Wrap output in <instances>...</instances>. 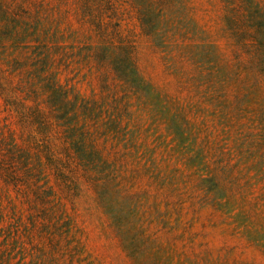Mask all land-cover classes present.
I'll return each instance as SVG.
<instances>
[{
    "label": "rangeland",
    "instance_id": "1",
    "mask_svg": "<svg viewBox=\"0 0 264 264\" xmlns=\"http://www.w3.org/2000/svg\"><path fill=\"white\" fill-rule=\"evenodd\" d=\"M109 1L118 20L100 40L98 0H12L59 29L54 65L86 100L84 149L101 158L84 162L67 129L18 119L1 74L2 131L8 144L33 136L46 169L29 180L60 206L11 263L264 264V0ZM3 174L0 220L18 235L46 210Z\"/></svg>",
    "mask_w": 264,
    "mask_h": 264
},
{
    "label": "trees",
    "instance_id": "2",
    "mask_svg": "<svg viewBox=\"0 0 264 264\" xmlns=\"http://www.w3.org/2000/svg\"><path fill=\"white\" fill-rule=\"evenodd\" d=\"M110 5L109 0H98L97 3L99 15H95L93 20L97 22V25L94 23L97 28L95 34L100 40L110 38L108 24L112 20H118L107 15L109 10L114 11ZM240 7L243 9L242 0ZM148 11L147 8L145 12ZM117 24L119 25V21ZM151 25L150 33L157 35V26L154 23ZM61 36L59 29L48 28L45 25L38 9L18 4L12 6V0H0V94L6 93L3 90L1 74L7 71L8 77L12 79V101L5 96L4 99L7 105L12 107L13 114L27 125L38 124L41 128L46 127L45 129L55 126L62 131L69 130L71 140L80 146L81 159L92 163L94 160H99L101 154L95 150L91 152V149H84L90 142L88 121L91 115L87 102L79 93H73L71 86L62 84L60 72L56 71L54 65L56 50L53 48L54 45L50 44L57 43ZM251 36L254 38L260 35ZM14 78L18 79L16 85H14ZM80 116H83L86 125L80 126ZM79 128L81 132L75 133ZM25 131L24 129L19 134L12 131V143L9 145L7 136L0 126V143L3 145L0 146V171L4 173L5 179L10 184L13 182L18 189L19 186L21 188L26 186L20 182L23 177L27 184H31L30 175L36 172V167L39 166V169L44 171L46 169V162L41 155L37 153L34 157L30 144L32 140L30 143L27 140L33 136H29ZM37 133L41 134V129ZM52 158L53 161H57L53 152ZM31 185L40 191L39 200L34 203L46 210V214L44 217H34L33 221L27 224H19L25 229L23 233L21 232L22 235L20 232L17 235L16 231L19 230L17 226L16 231H12L11 223L6 226V220H0V264H12V246L23 250L22 254H24L25 243H27L24 237L34 240L33 228L40 219L47 221L44 225H52L57 220L53 210L56 206L60 210V206L53 205L55 196L52 193H45L38 183ZM23 257L25 260L24 255ZM20 264L26 263L23 261Z\"/></svg>",
    "mask_w": 264,
    "mask_h": 264
}]
</instances>
